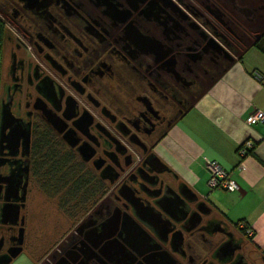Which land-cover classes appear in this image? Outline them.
<instances>
[{"label":"flooded vegetation","instance_id":"obj_1","mask_svg":"<svg viewBox=\"0 0 264 264\" xmlns=\"http://www.w3.org/2000/svg\"><path fill=\"white\" fill-rule=\"evenodd\" d=\"M173 6L172 0H0L9 59L0 92V223L13 221L1 229L0 264L24 249L33 186H46L43 194L37 190L48 199L67 197L52 188L49 166H38V127L75 156L100 194L90 189L88 199L79 195L60 209V216L74 217L63 232L69 242L41 249L33 264H249L228 228L190 191L179 186L176 194L172 172L153 153L199 94L196 70L213 78L234 58ZM38 22L52 37L36 29ZM132 147L139 151L135 162ZM112 184L119 193L113 210L103 207Z\"/></svg>","mask_w":264,"mask_h":264},{"label":"crops","instance_id":"obj_2","mask_svg":"<svg viewBox=\"0 0 264 264\" xmlns=\"http://www.w3.org/2000/svg\"><path fill=\"white\" fill-rule=\"evenodd\" d=\"M261 37L264 47V33ZM7 51V43L0 44V92L7 80ZM254 71L263 75L261 82L253 78ZM256 110L264 111V52L251 44L201 85L188 109L153 149L172 172L176 194L179 186L190 191L211 216L228 228L249 264L264 263V126L246 123ZM247 141L253 149L241 156L239 150ZM208 161L230 172L232 189L209 190ZM9 226L13 221L0 223V237L1 229L9 230ZM245 229L253 235L247 236Z\"/></svg>","mask_w":264,"mask_h":264},{"label":"rangeland","instance_id":"obj_3","mask_svg":"<svg viewBox=\"0 0 264 264\" xmlns=\"http://www.w3.org/2000/svg\"><path fill=\"white\" fill-rule=\"evenodd\" d=\"M222 1L225 2L223 5ZM172 4L174 5L172 8H176L186 16L192 18L195 26L203 32L207 38L211 37L218 42L217 44H220L221 50L227 56L236 57L264 32V0H172ZM4 8L6 10L4 12H7V16L10 15L11 9L8 7ZM172 11L174 12V10ZM54 14L56 15V12H54ZM176 18L177 21L180 22L179 20H181V18L178 14H176ZM12 23L15 27L13 21ZM40 25L41 24L38 22L36 29L38 28L52 37L51 31L49 30V33L43 25H41V27ZM187 31H189V29ZM195 35L197 37V34ZM25 41L28 44V41ZM70 54L72 53H69L68 55L65 54V57H69ZM35 60H38L37 57H35ZM206 63L207 60L203 59L202 65L205 66ZM37 64H39L41 70L48 67L46 65H40L38 62ZM46 70V73L50 74L51 78H57L56 74L51 69L47 68ZM210 70L211 68L208 69V71ZM193 75H195V77H193L197 81L203 80V84L212 77V75L209 74L206 78L202 79L204 75L198 70H196V73ZM193 77L189 76L188 79L192 80ZM197 88H199L198 83ZM195 91L196 90H194V92ZM136 152L137 153H135L134 147H132L130 153L133 162L137 160L136 154H139V151ZM132 167L133 166L128 168V170L131 171ZM138 180L137 181L140 182L139 178ZM33 187L35 189L33 195L34 193L35 195L33 196V199L29 197V205L26 208L27 217L24 221V249L20 256L11 264H30V260L34 262L36 257L39 256V251L41 249V251H43L48 245L50 246L56 241L59 243V246L66 245L69 242V240L67 242L66 239L68 238L67 235L64 236L65 234L63 235V232L69 227L70 223H73V221H70L64 216H60L61 207L58 202L60 204L62 202L57 199V196L52 197L51 199H48L46 195L45 197L41 196L37 190L39 187ZM111 189L114 193L112 192L110 196L103 201V207L107 206L106 204H109L113 210V208L116 207V200L119 193L117 190L115 191V184H112ZM172 196L173 198H177L175 193ZM35 200L36 202L31 204L32 201ZM178 204L184 206L183 204H180L179 201ZM154 210L164 216L161 208H154ZM176 224L178 225V223ZM73 232L74 230L71 233ZM195 252L199 253L198 246H196ZM90 264L96 263L90 261Z\"/></svg>","mask_w":264,"mask_h":264},{"label":"trees","instance_id":"obj_4","mask_svg":"<svg viewBox=\"0 0 264 264\" xmlns=\"http://www.w3.org/2000/svg\"><path fill=\"white\" fill-rule=\"evenodd\" d=\"M3 30L4 28L0 25V44L3 43ZM262 37L258 38L253 45H256L258 48L260 47L264 52V47L260 44ZM33 136L34 155L38 158V166H49L52 170L49 172V176L56 179L52 188L58 194H65V196H67L64 197L61 204L58 202L61 208L72 206L74 199L79 195L82 199H88V192H90V189L93 190V195L95 190L96 195L100 194L98 184H96L94 188L89 187L90 182L87 181L86 176L84 175L83 165L77 162L78 160L71 152L63 151L61 144L57 142L56 138L51 133H46L41 127H38L33 133ZM45 187L46 186H41L40 189L42 190V193L45 192ZM67 200H70L71 202ZM68 219L73 221V215ZM246 230L247 229H245V231Z\"/></svg>","mask_w":264,"mask_h":264},{"label":"built area","instance_id":"obj_5","mask_svg":"<svg viewBox=\"0 0 264 264\" xmlns=\"http://www.w3.org/2000/svg\"><path fill=\"white\" fill-rule=\"evenodd\" d=\"M253 78L257 82H261L263 80V75L258 71H254ZM246 123L248 125L260 124L264 126V111L256 110L246 119ZM252 147L253 145L251 142H245L239 150L241 156L246 155L252 149ZM206 168L210 174L209 180L207 182L210 191L215 189L230 190L234 187V182L231 179L230 172L226 171L217 162H206ZM238 170H240V168H238ZM245 233L247 236L253 235L251 230H246Z\"/></svg>","mask_w":264,"mask_h":264},{"label":"water","instance_id":"obj_6","mask_svg":"<svg viewBox=\"0 0 264 264\" xmlns=\"http://www.w3.org/2000/svg\"><path fill=\"white\" fill-rule=\"evenodd\" d=\"M16 210H17V207H16ZM19 252H20V248H17V250L15 251L14 254H12L11 257H12V258L16 257V256L19 254ZM233 252H234V249L232 248L231 251H230V254H232ZM10 259H11V258H10ZM10 259H8V260L2 262L1 264H6L7 262L10 261Z\"/></svg>","mask_w":264,"mask_h":264}]
</instances>
